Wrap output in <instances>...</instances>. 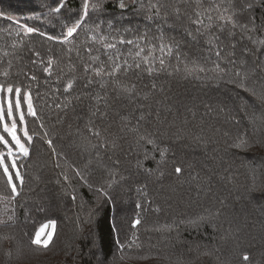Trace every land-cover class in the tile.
Wrapping results in <instances>:
<instances>
[{"label": "trees", "instance_id": "trees-1", "mask_svg": "<svg viewBox=\"0 0 264 264\" xmlns=\"http://www.w3.org/2000/svg\"><path fill=\"white\" fill-rule=\"evenodd\" d=\"M67 3L68 9L55 13L57 0H0V84L22 90L25 124L17 118L18 134L29 148L28 156L17 155L19 195L12 200L9 187L8 196L0 191V264H264V106L229 82L241 77L227 60L239 67L241 49L253 45L237 43L236 55L229 56L214 9L227 7V0H139L135 7H144L138 14L111 0L103 13L90 8L68 42L47 39L61 37L64 25L79 17L82 0ZM241 4L235 0L237 9ZM197 13L201 24L192 23ZM262 14L256 9L255 15ZM97 22L101 28L94 32ZM22 25L47 35L25 33ZM145 32L147 39L138 40ZM217 35L225 46L221 57L207 42ZM102 36L108 39L101 42ZM121 37L144 47L141 56L151 51L149 63L114 77L86 74V64L110 71L108 55L117 51L121 63L140 61L135 44L117 43ZM104 43L117 48L105 49ZM161 43L173 46L171 55L159 51ZM252 59L247 57L246 86L259 89L264 71L253 73ZM217 63L224 72L213 71ZM25 93L35 117L27 115ZM0 135L11 143L2 126ZM240 135L252 147H232ZM0 151L7 150L0 145ZM201 217L203 222L192 223ZM137 219L141 223L133 227ZM50 221L55 228L49 246L32 245Z\"/></svg>", "mask_w": 264, "mask_h": 264}, {"label": "snow or ice", "instance_id": "snow-or-ice-1", "mask_svg": "<svg viewBox=\"0 0 264 264\" xmlns=\"http://www.w3.org/2000/svg\"><path fill=\"white\" fill-rule=\"evenodd\" d=\"M111 0H96L95 3L90 4V0H82L81 8H80V14L77 19L72 21L70 24L66 23L64 27L66 28V32L62 34L61 37L51 36L47 35L44 32H39V29L28 27L26 25H22L25 33H36L39 32L41 36L47 35V39L49 40H58L61 43H65L69 41V38H74L75 34L78 33V30L81 29L86 19L90 15V8L92 12H99L103 13L106 11V5L109 4ZM139 3V0H115V6L116 8L120 10H129L133 13L138 14L139 11L144 7L142 3H140V7L136 8L135 6ZM227 7H221L220 4L214 5L215 11L218 13L217 19L221 22L218 25L219 31L221 33L226 32L227 36L226 39L230 42V47L232 49L231 52H229L230 57H234L236 55L235 49L237 47V43H242L244 41H247L248 43L252 44L253 47H248L247 44L241 49V56L243 57L239 61V67H236L237 61L235 59H228L227 63H230L234 66L235 72L234 75L237 77H241L239 81L232 80L229 81L230 83L236 84L237 87L243 89L245 93H248L251 97L255 99L256 102H258L259 105L264 106V85H262L259 89L255 87H248L246 86V80L248 78V72L246 71L248 60L247 57H252V63L254 64V68L252 69V72L255 73L256 69H260L261 71H264V14L261 16L255 15L256 9H264V0H242V4L239 7V9L235 6V0H227ZM68 9V3L67 0H57V6L52 8L51 11L55 13H61L62 10ZM70 11V9H69ZM156 15H159V9H156ZM5 16V13L0 12V17ZM200 13H197V19L193 20V24H201L202 21L199 19ZM8 20H14L15 17L13 16H7ZM147 19L151 20L153 19L152 16L147 17ZM208 19L212 20L213 17L211 14L208 15ZM69 20H71V17H69ZM107 24L110 28L114 27L113 20H108ZM101 28V23L97 22L95 27L91 29L94 32H99ZM116 31H119V29H115ZM130 28H124V32H130ZM199 31V30H198ZM191 35V33H189ZM237 36H239V40H237ZM261 37V38H258ZM95 39V37H93ZM101 42L106 41L108 39L107 36H102ZM138 40H146L147 39V32L139 35L137 37ZM161 41L164 39L163 32L161 31L160 36L158 37ZM210 46L215 47L217 50L215 51V55L217 57H221L225 51V46L220 43V36H213V38L209 41H207ZM117 43L124 45H134L138 49V51L135 52V57H139L140 61H137L133 64H129L127 59H124L121 61V56L119 52L117 51L115 54L108 55V61L111 62L110 64V71H106L103 64H101L100 67H92L91 65H84V72L87 74L91 72L95 77H101L103 75H107L109 77H114L118 73H120L122 70L126 74L127 71L131 68L140 69L141 68V62L144 64L149 63V56L151 55V51L149 52V55L141 56L142 53L145 52V48L141 47L138 43H136L132 39L125 40L123 37H121ZM103 47L105 49H116L117 44L116 43H104ZM172 45L171 44H163L161 43L159 46V51L161 53H165V49H167L166 54L171 55L172 53ZM87 52L91 53L92 49L88 48ZM131 55V53H129ZM37 56H39V53H36ZM95 59H99L98 57H94ZM164 58L163 56L159 58V63L161 65L164 64ZM35 63V61H34ZM53 61L50 59L48 62V65L44 67L43 71L46 73L51 72ZM147 72L149 74L152 73L153 69L151 67H148ZM200 72H204L205 69L203 67L199 68ZM213 71H216L218 73H222L225 70L221 67L219 63L215 65V68ZM243 72V75H242ZM7 75V73H5ZM31 79L35 80L36 77L32 76ZM92 81L89 79L88 83H91ZM75 83V77L72 79H69L66 86L65 91H68L73 88V85ZM101 88L106 87L105 83L100 84ZM127 91V89H125ZM21 88L20 87H14L13 85H3L0 84V126H2L3 133H6L8 137L11 138V143L9 142V139H6L4 135H0V145H3V147L7 150L0 151V170H2L4 177H6V183L7 186L10 189L11 192V199L14 200L16 196L19 195L17 191V184L14 182L15 180H18L20 184H23V178L18 170L17 167V155L13 151L12 144L15 145V149L18 150L20 154L23 156L29 155V148L25 146V143L21 141L20 136L17 134L18 132V124H17V116L19 119V122L21 125L25 124V112L22 110L21 107ZM13 93L15 95V100L13 101ZM100 99V97H97ZM76 99H79V97H76ZM24 100L27 103V115L35 117L37 115L30 93L24 94ZM66 106V105H65ZM248 108L247 104L240 105L241 111H246ZM7 118V119H6ZM255 118V117H254ZM10 121V124L9 122ZM43 125H41L42 127ZM24 137H26L28 142L32 141V136L29 135L28 130L26 127L23 129ZM91 131V129H89ZM95 136H99L100 132L96 131L93 133ZM47 133H45V136ZM142 140H145L147 144H154L155 141L151 138H147L145 136L140 137ZM47 143L51 146L52 141L48 140ZM95 147V146H94ZM232 147L237 149H243L247 147H252L251 144H249L248 140L243 138L242 135L237 136L236 142L233 143ZM54 150V149H53ZM160 156L163 158L165 156V151H160ZM11 169V170H10ZM151 171L150 169L148 170ZM175 172L177 174L182 172V169L180 167L175 168ZM78 176H80V172L77 171L76 173ZM65 180H67V176L64 177ZM81 179H84L83 176H81ZM98 192H103L102 189H97ZM105 196H107V193H103ZM7 199V198H6ZM72 199L75 200L76 197L73 195ZM99 199V197H98ZM139 207V205H137ZM159 209H157L158 211ZM218 214V213H217ZM9 219H13V217H9ZM205 220L204 217H201L199 221H192L193 224H197L199 222H203ZM3 221H0L2 223ZM141 221L137 219L133 223V227L140 224ZM50 225L54 226L55 221H50ZM49 225H43L41 226V229L38 230L35 233L34 238L31 240L32 245L36 246H42L44 248H47L49 246V242L52 239V233H47V238L42 239L41 238V232L44 231L46 227ZM245 260L248 259L247 256L244 257ZM100 264H103L101 261Z\"/></svg>", "mask_w": 264, "mask_h": 264}, {"label": "rangeland", "instance_id": "rangeland-1", "mask_svg": "<svg viewBox=\"0 0 264 264\" xmlns=\"http://www.w3.org/2000/svg\"><path fill=\"white\" fill-rule=\"evenodd\" d=\"M26 106H27V103H26ZM17 118H18V116H17ZM9 124H10V121H9ZM17 134H18V132H17ZM20 138H21V136H20ZM21 141L23 143H25L22 138H21ZM25 146L27 147L26 143H25ZM12 147H13V151L16 153V155H19L20 153L18 152L17 149H15V145L14 144H12ZM20 155H22V154H20ZM14 182H15V180H14ZM7 187L8 186H7V183H6V177H4V175L0 172V191L3 192V194L5 196H8V194H9V191H8ZM45 225H49V226L46 227L43 232H41V238L42 239H46L47 238V235L46 234L49 233V232L52 233V237H53V233H54L53 231H54V228H55L54 227L55 224H54V226H52V225L49 224V222H47ZM40 229H41V227H40Z\"/></svg>", "mask_w": 264, "mask_h": 264}]
</instances>
